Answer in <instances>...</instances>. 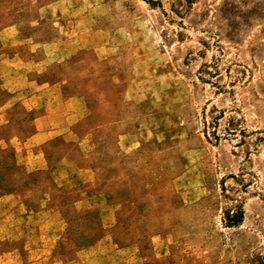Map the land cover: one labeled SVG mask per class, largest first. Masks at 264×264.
<instances>
[{
	"label": "rangeland",
	"instance_id": "obj_1",
	"mask_svg": "<svg viewBox=\"0 0 264 264\" xmlns=\"http://www.w3.org/2000/svg\"><path fill=\"white\" fill-rule=\"evenodd\" d=\"M0 264H264V0H0Z\"/></svg>",
	"mask_w": 264,
	"mask_h": 264
},
{
	"label": "crops",
	"instance_id": "obj_2",
	"mask_svg": "<svg viewBox=\"0 0 264 264\" xmlns=\"http://www.w3.org/2000/svg\"><path fill=\"white\" fill-rule=\"evenodd\" d=\"M39 134H40V132H39V133H36V135H35V136H36V137H38V136H39Z\"/></svg>",
	"mask_w": 264,
	"mask_h": 264
},
{
	"label": "trees",
	"instance_id": "obj_3",
	"mask_svg": "<svg viewBox=\"0 0 264 264\" xmlns=\"http://www.w3.org/2000/svg\"><path fill=\"white\" fill-rule=\"evenodd\" d=\"M235 216H237V217H238V215H235ZM237 217H236V218H237Z\"/></svg>",
	"mask_w": 264,
	"mask_h": 264
}]
</instances>
